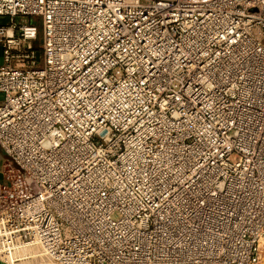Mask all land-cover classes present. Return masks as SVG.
I'll list each match as a JSON object with an SVG mask.
<instances>
[{"label":"built area","instance_id":"built-area-1","mask_svg":"<svg viewBox=\"0 0 264 264\" xmlns=\"http://www.w3.org/2000/svg\"><path fill=\"white\" fill-rule=\"evenodd\" d=\"M0 17V261L264 264V0Z\"/></svg>","mask_w":264,"mask_h":264},{"label":"crops","instance_id":"crops-1","mask_svg":"<svg viewBox=\"0 0 264 264\" xmlns=\"http://www.w3.org/2000/svg\"><path fill=\"white\" fill-rule=\"evenodd\" d=\"M7 160H8L7 155L4 153L3 149L0 147V183L5 181L4 166ZM49 263L50 261L43 259V258H39L33 261L24 262L23 264H49ZM0 264H7V263L0 261Z\"/></svg>","mask_w":264,"mask_h":264},{"label":"rangeland","instance_id":"rangeland-1","mask_svg":"<svg viewBox=\"0 0 264 264\" xmlns=\"http://www.w3.org/2000/svg\"><path fill=\"white\" fill-rule=\"evenodd\" d=\"M18 21H21V20H24V21H33L34 23L38 24V25H41V19L36 17V18H33V19H28V18H20L18 17L17 18ZM10 21V18H6V17H0V23H8ZM2 61V52H1V49H0V62Z\"/></svg>","mask_w":264,"mask_h":264}]
</instances>
